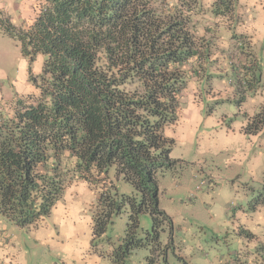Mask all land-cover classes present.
I'll return each instance as SVG.
<instances>
[{"label": "trees", "instance_id": "obj_1", "mask_svg": "<svg viewBox=\"0 0 264 264\" xmlns=\"http://www.w3.org/2000/svg\"><path fill=\"white\" fill-rule=\"evenodd\" d=\"M237 1L218 0L215 16L232 15ZM181 7L165 11L152 0H35L29 25L0 21L20 44L34 89L0 108V215L7 222L37 229L68 189H106L114 167L141 198L130 202L128 245L141 246L136 235L145 212L159 243L162 227L172 221L159 208L157 178L177 163L165 129L179 120L190 65L200 56L189 28L192 11ZM258 68L255 63L250 70L257 77L246 78L250 87L261 86ZM263 126L264 107L244 132L257 135ZM257 202L264 205V194ZM109 222L95 216L94 242Z\"/></svg>", "mask_w": 264, "mask_h": 264}, {"label": "rangeland", "instance_id": "obj_2", "mask_svg": "<svg viewBox=\"0 0 264 264\" xmlns=\"http://www.w3.org/2000/svg\"><path fill=\"white\" fill-rule=\"evenodd\" d=\"M152 1L157 9L181 5L192 11L189 28L200 53L190 65L179 120L165 129L177 163L158 175L159 208L172 224L165 223L156 243L152 217L142 213L136 235L141 246H129L130 202L141 198L113 167L106 189H68L37 229H21L0 215L7 249L16 245L22 264H264V205L257 202L264 194V126L257 135L244 132L246 116L264 107V0H238L227 18L215 16L218 0ZM34 3L0 0V21L29 25ZM42 62L38 57L34 63L37 75ZM255 63L260 88L247 82L257 77L250 74ZM27 66L20 44L0 22V108L33 92ZM95 216L110 222L94 242Z\"/></svg>", "mask_w": 264, "mask_h": 264}, {"label": "crops", "instance_id": "obj_3", "mask_svg": "<svg viewBox=\"0 0 264 264\" xmlns=\"http://www.w3.org/2000/svg\"><path fill=\"white\" fill-rule=\"evenodd\" d=\"M21 84H23L25 82L24 79H21ZM21 84L18 83L19 86H21ZM252 118L251 116H246V120L245 122H248V120ZM261 134H264V132H262ZM3 229V231H2ZM7 230V227H2L0 226V264H5V263H9V264H22L21 263V259L19 258V256H17L18 253V247L16 245H14L13 247V251L10 252L9 249V244L10 242L8 241V238H5L4 236V232ZM47 232V231H46ZM48 240V238L46 237L44 239V242H46ZM12 250V249H11Z\"/></svg>", "mask_w": 264, "mask_h": 264}, {"label": "built area", "instance_id": "obj_4", "mask_svg": "<svg viewBox=\"0 0 264 264\" xmlns=\"http://www.w3.org/2000/svg\"><path fill=\"white\" fill-rule=\"evenodd\" d=\"M205 184V182H202V185H204Z\"/></svg>", "mask_w": 264, "mask_h": 264}]
</instances>
